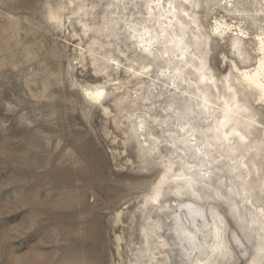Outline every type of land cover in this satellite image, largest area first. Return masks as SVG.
I'll return each instance as SVG.
<instances>
[{"label":"rangeland","instance_id":"1","mask_svg":"<svg viewBox=\"0 0 264 264\" xmlns=\"http://www.w3.org/2000/svg\"><path fill=\"white\" fill-rule=\"evenodd\" d=\"M197 2L200 6L189 4L188 11L206 31L226 22L233 31H247L244 42L258 46L262 0H249L245 17L230 16L233 9L217 7L222 2ZM152 6L150 0H0V264H189L182 250L172 247L174 235L166 229L158 235L168 248L144 247L146 238L154 240L155 225L177 213L204 224L208 232L214 223L220 226L203 203L168 195L171 189L200 192L202 181L230 197L240 213L264 206V100L257 91L244 85L234 89L250 117L239 124L246 138L230 142L239 149L224 150L209 139L208 130L223 100L211 99L214 115L200 114L201 99L185 82L190 69L173 72L177 62L170 56L154 54L144 63L145 53L127 52L121 45L125 59L105 46L121 30L135 37L134 28L158 32V9ZM240 20L237 28L233 22ZM260 55L241 71L254 69ZM109 56L123 67L113 72ZM144 68L146 75H135ZM96 87L108 92L102 104L85 95ZM140 120L143 129L137 126ZM233 157L242 164L233 168ZM169 161L173 174L189 172L192 165L196 181L189 187L166 179L159 201L148 203L145 195L166 174ZM107 193L112 196L106 198ZM249 220L258 227V215ZM69 246L78 259L67 257ZM150 248L156 259L147 256Z\"/></svg>","mask_w":264,"mask_h":264},{"label":"clouds","instance_id":"2","mask_svg":"<svg viewBox=\"0 0 264 264\" xmlns=\"http://www.w3.org/2000/svg\"><path fill=\"white\" fill-rule=\"evenodd\" d=\"M248 3L249 0H240L239 4H233L232 0H222V4H217V7L233 9L229 11L230 16L245 17L248 16V13L243 9ZM188 5L189 0H180L177 7L182 8ZM199 6L193 3L190 7L194 9ZM237 7L240 9L239 11L234 10ZM260 15H264V13H260ZM181 19L183 23L176 21L175 27L169 26L170 30L166 40L161 39L163 33L150 39L148 44L151 47L137 43H131L129 47V43L135 41L136 37L129 36L123 30H121V35L114 38L112 44L105 46L114 48L118 56L125 59H127L126 52L120 50L121 45L127 52L136 50L145 53L146 56L140 57V59L144 63H148L147 58L153 57L154 54L160 58L173 55L174 53L169 49V42L174 45H182V52L188 53L189 59L184 61L183 55H177L176 59L183 64L180 71L191 70L185 82L190 88L195 87L196 93H198L197 100L208 97L219 101L224 95L233 93L235 88L242 87L241 78H246V74L241 71V68L254 63L257 52L261 53L260 65L264 70V31L256 37V40L260 41L259 49H257L254 41L244 42L242 38L247 37L249 33L242 29L233 31V28L228 27L225 31L219 29L206 31L195 14L189 15V12H183ZM243 22L240 20L238 23L236 21L233 23L238 28L239 24ZM108 62L110 65H115V68L111 69L113 72L123 67L111 56H109ZM152 63H155L154 59ZM128 71L131 72L132 68L129 67ZM148 71V68H144L143 72L135 73V75H146ZM96 74L100 75V73ZM103 74L107 76L108 70L106 69ZM108 78L112 80V77ZM229 79L231 86H228ZM193 81H195V85H193ZM115 83L118 85L119 82L115 81ZM177 90L179 91V89ZM116 91H120V89L117 87ZM183 95L187 96L188 91H184ZM191 114L199 119L197 113ZM201 183L200 192L193 191L191 188L185 190L177 187L171 189L168 195L177 198L190 197L194 202L203 203V206L209 209L214 221L220 223V230L208 232L205 230L204 224L198 226L194 218L187 214L177 213L174 217L167 218L163 224L155 225V231L152 233L154 240L146 238L144 247L147 248L151 245L156 251L168 248L169 244L164 243L158 235L159 232L166 229L169 234L174 235L171 242L172 247L180 248L189 264H264V206L253 209L251 213L248 211L240 213L230 197L226 198L220 194L219 190L211 189L208 184H203L202 181ZM220 184L223 185V181H220ZM228 191L230 192L231 189ZM206 192H212V195L209 196ZM202 194L203 200H201ZM207 201H211V203H206ZM245 203H251V201L246 200ZM179 207L187 208L189 205L180 204ZM220 212H223V215ZM250 215H258V227L255 220L250 222ZM225 217L230 219L225 220ZM200 219L203 221L204 217L201 216ZM168 220H172L173 223L169 224ZM229 223L232 224V227H228ZM221 248L223 251L220 250ZM164 264H167L166 260Z\"/></svg>","mask_w":264,"mask_h":264},{"label":"bare ground","instance_id":"3","mask_svg":"<svg viewBox=\"0 0 264 264\" xmlns=\"http://www.w3.org/2000/svg\"><path fill=\"white\" fill-rule=\"evenodd\" d=\"M71 1H73V0H71ZM176 1L177 0H167V5H166L164 0H150V4L154 3V6H152V7L154 9H158V12H157V15L159 16L158 22L160 21L159 31L156 32L155 34L154 33L152 34L151 30L148 29L147 27H143L140 29L134 28V31L137 32V34H136L137 43L145 44L146 46L150 47L151 45L148 44V41L150 39H152L155 36H158L161 33H163V37L166 40L168 37V34H169V30H170L169 26L175 27L176 21H180L181 23H183V20L181 18H182L183 12H189L188 7L183 6L182 8H179V7H177L178 3L176 4ZM197 1H196V3L198 4L199 2H197ZM214 1H218L220 3L222 2V0H214ZM192 3H193V0H189V4H192ZM168 4H169V6H168ZM82 8H83V6H79L78 9L80 10ZM229 10H231V9H229ZM189 15H191V14L189 13ZM184 19H187V17H184ZM167 21H168V23H167ZM229 26L230 25L226 22H218L216 24L215 29L225 31L226 28H228ZM241 29L242 28H239V30H241ZM257 45H258L257 49H259V46H260L259 40H257ZM169 49L174 53L173 55H170V57H172V59L176 60L175 62H177V64L173 66V72L179 71V69L182 67L179 64L182 62L180 60H177L176 56L177 55H183L184 61H187L189 59L188 53L182 52V45H180V44L174 45L171 42H169ZM259 54H261V53H259ZM243 72H245L246 78H241L242 79V85L256 90L257 94H258V98L261 100H264V70H262V68H261L260 59L258 60L257 66L254 69L244 70ZM173 77L174 78L177 77L176 74H174ZM228 86H231V83L229 81H228ZM237 92L238 91L234 90L233 93H229L228 95H224L222 97V99H220L223 101L220 105L221 109L218 111L217 114H215L217 109L211 110V108L209 107V103H210L211 99H209L208 97L201 98V102L199 103V106H202V107H200V111H199L200 114H205V115L206 114H208V115H211V114L214 115L215 114V116L213 118L214 124L211 125L210 127H208V130H212V133H211L209 139L213 140L216 144H218L217 147L222 148L224 150H229V151H235V150L239 149L238 146L235 147V146L230 145V142L233 140V137L236 136L235 138L237 140H241V139L246 138V135L243 133L239 124L242 123V121H243L242 117H245V116L250 117V115L245 114V111H244L245 106L241 105L242 103H240V100L236 99ZM107 93H108L107 90L103 87H96L94 89H86L85 90V95L89 100L94 101V102H101V104H102L101 100L103 98H105ZM196 95H198V94H196ZM137 126H139L140 129H143L144 128V121L140 120V122L137 123ZM180 128H181V130H183L185 132L186 135H189L190 129H186L185 125L182 124ZM192 136L193 135L191 134L190 135L191 139H192ZM174 139H175V137L173 138V140ZM191 139H189V140H191ZM151 143L153 145L154 144L156 145L158 142H157V140H152ZM232 159L235 160V165L233 166V168L239 166L240 165L239 163L242 164V161L238 162L236 157H233ZM172 168H173V161H169V164L166 166V169H167L166 174H164L163 178L161 180H159L157 186H155L149 194L145 195V198L147 197L146 201L148 203L149 202L156 203L157 201H159V197L161 195L160 186H161V184L163 185V183L166 181V179L167 180L168 179L182 180L183 186H189V187L193 186L194 181H196V174L191 171L193 169L192 165L189 166V172L183 171L180 174H173ZM66 171L69 173V170H66ZM67 172H66V174H67ZM89 178H90V184L91 185H95L96 181H98L94 175H91V177H89ZM63 180H65V179H63ZM119 187H121V186H119ZM180 187H182V186H180ZM110 189L111 188H109V190ZM110 191H113V190H110ZM122 191H123V189H122ZM125 191H127V190H125ZM105 195H106L105 196L106 198H110V196H112V193H107ZM117 199H118V197H117ZM113 201L114 200H112L110 202V206H112L115 203ZM68 219H70V218H68ZM208 224H210V223H207L205 226H207ZM144 230H145V236L149 237L148 227H145ZM219 230H220V226L217 223H214V226L210 229V231H213V232H218ZM65 232H67V231H65ZM152 232H154V231H152ZM164 243H167V242L164 241ZM72 247L69 246L68 252H67V257H74L75 259H78L79 256L76 254L75 251L72 250ZM148 254H147V256H149L150 260L156 259V253L154 252L153 249L150 248V255H148Z\"/></svg>","mask_w":264,"mask_h":264}]
</instances>
